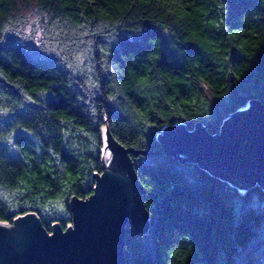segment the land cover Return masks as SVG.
Segmentation results:
<instances>
[{
	"label": "trees",
	"instance_id": "1",
	"mask_svg": "<svg viewBox=\"0 0 264 264\" xmlns=\"http://www.w3.org/2000/svg\"><path fill=\"white\" fill-rule=\"evenodd\" d=\"M264 104V0H0V224L73 225L107 133L157 153L168 126L215 135ZM106 133V137H105ZM147 227L125 264H264V190L162 154L130 155Z\"/></svg>",
	"mask_w": 264,
	"mask_h": 264
},
{
	"label": "water",
	"instance_id": "2",
	"mask_svg": "<svg viewBox=\"0 0 264 264\" xmlns=\"http://www.w3.org/2000/svg\"><path fill=\"white\" fill-rule=\"evenodd\" d=\"M107 140L121 168L96 175L89 199L71 201L72 227L55 226L50 234L34 214L13 226L0 224V264H125L127 226L143 230L148 217L130 155L162 154L240 191L264 190V104L259 100L230 115L215 135L202 123L193 130L183 124L166 127L157 137L162 147L157 153L126 149L108 133Z\"/></svg>",
	"mask_w": 264,
	"mask_h": 264
},
{
	"label": "rangeland",
	"instance_id": "3",
	"mask_svg": "<svg viewBox=\"0 0 264 264\" xmlns=\"http://www.w3.org/2000/svg\"><path fill=\"white\" fill-rule=\"evenodd\" d=\"M105 137H106V133H105ZM104 162L106 165V169L111 170L115 173H116L117 168L118 169L121 168V165L119 164L116 155L113 153L107 139H106V146H105V150H104ZM4 225H6V224H4Z\"/></svg>",
	"mask_w": 264,
	"mask_h": 264
}]
</instances>
